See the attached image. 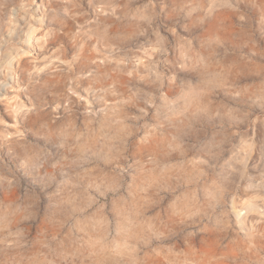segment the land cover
I'll list each match as a JSON object with an SVG mask.
<instances>
[{
    "label": "clouds",
    "instance_id": "1",
    "mask_svg": "<svg viewBox=\"0 0 264 264\" xmlns=\"http://www.w3.org/2000/svg\"><path fill=\"white\" fill-rule=\"evenodd\" d=\"M0 264H264V0H0Z\"/></svg>",
    "mask_w": 264,
    "mask_h": 264
}]
</instances>
